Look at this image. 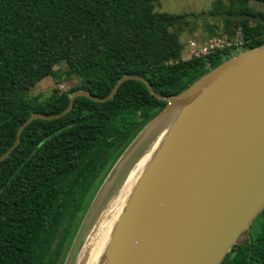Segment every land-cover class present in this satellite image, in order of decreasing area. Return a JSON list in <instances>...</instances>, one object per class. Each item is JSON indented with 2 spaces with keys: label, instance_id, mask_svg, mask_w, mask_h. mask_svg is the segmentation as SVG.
Returning a JSON list of instances; mask_svg holds the SVG:
<instances>
[{
  "label": "trees",
  "instance_id": "1",
  "mask_svg": "<svg viewBox=\"0 0 264 264\" xmlns=\"http://www.w3.org/2000/svg\"><path fill=\"white\" fill-rule=\"evenodd\" d=\"M159 1L0 0V155L32 113H60L75 90L104 97L128 74L172 96L222 58L264 43V0H212L197 14L156 11ZM197 20L208 36L239 45L183 59L180 37ZM60 62L78 82L30 95L46 76L60 83ZM165 103L127 78L112 98L77 96L61 116L27 123L0 161V264H63L110 166ZM243 235L221 264H264V209Z\"/></svg>",
  "mask_w": 264,
  "mask_h": 264
},
{
  "label": "water",
  "instance_id": "2",
  "mask_svg": "<svg viewBox=\"0 0 264 264\" xmlns=\"http://www.w3.org/2000/svg\"><path fill=\"white\" fill-rule=\"evenodd\" d=\"M127 78L142 81L166 103L106 174L63 264L96 204L78 245L76 264L86 232L117 182L120 166L133 161L142 151V142L164 122L94 264H221L264 209V43L222 58L172 96L159 95L147 79L128 74L104 97L75 90L60 113H32L0 161L16 147L23 127L32 119L61 116L77 96L97 101L112 98Z\"/></svg>",
  "mask_w": 264,
  "mask_h": 264
},
{
  "label": "bare ground",
  "instance_id": "3",
  "mask_svg": "<svg viewBox=\"0 0 264 264\" xmlns=\"http://www.w3.org/2000/svg\"><path fill=\"white\" fill-rule=\"evenodd\" d=\"M166 123L160 124L149 137L142 142L141 153L136 159L120 166L117 182L109 190L99 210L90 224L85 239L80 247L76 264H89L96 258L109 236L116 218L124 206L126 199L141 170L147 163ZM128 164V165H127ZM125 165V166H124Z\"/></svg>",
  "mask_w": 264,
  "mask_h": 264
},
{
  "label": "rangeland",
  "instance_id": "4",
  "mask_svg": "<svg viewBox=\"0 0 264 264\" xmlns=\"http://www.w3.org/2000/svg\"><path fill=\"white\" fill-rule=\"evenodd\" d=\"M212 0H160L158 3L155 4L154 9L156 11L161 12H168V13H201L202 11L207 12L211 7ZM208 21L210 23H214V20L211 17H208ZM208 37V32L205 29V26L201 20H197L194 26L186 27L180 37V40L182 43L185 44L184 50L182 53V58L187 59L189 57L188 55V49H187V43L189 40L194 39L198 42H202ZM237 38V37H236ZM238 39V38H237ZM56 68H58V72L62 75V78L60 79V83L57 84L54 79L51 76H46L41 81H39L29 92L30 95H39L41 97L49 96L52 92V90L55 87H58L60 90H66L70 88L71 86L75 85L78 82V79L76 77H66L64 75V64L63 62H60ZM137 158V157H136ZM135 158V159H136ZM134 160V159H133ZM131 161V160H130ZM115 162H113L114 164ZM113 164L110 166L109 170L112 168ZM95 204V203H94ZM97 207L96 204L91 207L89 210V214L86 216L84 221L82 222V226L80 228V232L77 235V238L75 240V243L73 245L72 250L68 254L67 260L65 264H74L76 260V252L78 249V245L83 239L85 231H86V224L87 219L92 216V213L96 211ZM81 235V236H79ZM245 236L242 234L240 236V240L243 239ZM92 262L89 264L95 263V258H92Z\"/></svg>",
  "mask_w": 264,
  "mask_h": 264
},
{
  "label": "built area",
  "instance_id": "5",
  "mask_svg": "<svg viewBox=\"0 0 264 264\" xmlns=\"http://www.w3.org/2000/svg\"><path fill=\"white\" fill-rule=\"evenodd\" d=\"M239 43L240 41L237 38L231 40L221 36L208 37L202 42L191 39L187 43L188 55L189 57H203L216 49H223L232 45L237 46Z\"/></svg>",
  "mask_w": 264,
  "mask_h": 264
}]
</instances>
